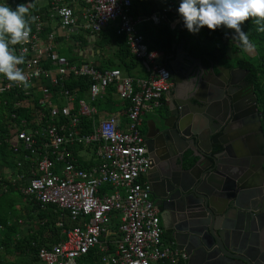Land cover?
<instances>
[{
	"label": "built area",
	"instance_id": "built-area-1",
	"mask_svg": "<svg viewBox=\"0 0 264 264\" xmlns=\"http://www.w3.org/2000/svg\"><path fill=\"white\" fill-rule=\"evenodd\" d=\"M76 1L74 8L66 0H48L59 25L69 32L90 33L115 27L144 74L70 61L57 50L55 33L42 14L31 15L37 19L30 24L28 42L14 46L25 57L19 67L30 86L10 84L0 76L1 103L13 108L6 140L20 156L5 177L21 181L28 200L41 208L55 205L74 222L62 228L61 239L40 245L35 256L40 264H185L184 252L163 238L149 195V156L139 131L142 114L169 85L162 52L149 47L139 26L163 24L174 34L185 28L178 1L149 14H132V0ZM70 76L85 80L83 97L63 84ZM108 94L114 104L117 98L124 102L121 111L97 107L98 99L111 104ZM56 225L63 227V221Z\"/></svg>",
	"mask_w": 264,
	"mask_h": 264
},
{
	"label": "flooded vegetation",
	"instance_id": "flooded-vegetation-1",
	"mask_svg": "<svg viewBox=\"0 0 264 264\" xmlns=\"http://www.w3.org/2000/svg\"><path fill=\"white\" fill-rule=\"evenodd\" d=\"M183 30L174 46L161 51L169 85L139 123L149 156V195L163 238L184 252L185 264H240L211 228L226 226L224 213L232 210L226 189L210 177H241L247 168L255 173L262 158L264 169V112L255 81L261 75L236 58L224 60L223 52L216 57L218 50L199 49Z\"/></svg>",
	"mask_w": 264,
	"mask_h": 264
},
{
	"label": "trees",
	"instance_id": "trees-1",
	"mask_svg": "<svg viewBox=\"0 0 264 264\" xmlns=\"http://www.w3.org/2000/svg\"><path fill=\"white\" fill-rule=\"evenodd\" d=\"M175 1H178L177 7H179L181 0H132V14H149L160 8V6ZM257 27L252 20H248L242 25V30L248 33L255 53L247 56L241 55L236 58L235 62L239 66L247 67L253 76L256 75V72L260 73L261 76L255 81L259 104L264 112V32L258 31ZM139 30L144 35L150 48H157L162 52L169 50L176 39L172 30L163 24L155 26L151 23H141ZM95 35V43L98 47L102 48V46L107 44L113 47L112 54L101 56L100 62L96 66L98 68L116 66L126 73L132 74V70L139 64V60L130 52L125 36L116 33L113 26L105 27L98 31V33H95ZM191 35L195 37V43L199 49L213 54H216L215 51L218 50L216 57L222 53L215 42L220 41L222 35L221 28L212 31L207 29V27H203L199 32L191 33ZM233 36L234 32L229 37L232 39ZM78 38L82 42V45L87 42L83 35L76 37V39ZM99 53L101 55L102 51ZM63 84L70 90L76 89L77 98L83 97L86 88L84 79L70 76L63 80ZM1 97L0 95V99ZM106 98L111 101V104L106 105L98 99L95 104L99 109H110L115 105L114 100H110L109 94ZM11 110L13 108L9 102L3 104L0 100V164L6 167H14L20 158L6 140L8 135L6 125L9 121V111ZM22 169L26 171L27 166L24 165ZM21 183V181L9 180L0 174V187H2V192L0 193V249L2 247L7 249V246L12 244L13 249L17 251L13 258L3 260L0 250V264H37L39 261L35 256L36 249L40 245H49L54 241H58L63 237V234H61L62 228L68 229L74 225V222L68 218L67 214L59 211L55 205L48 204L44 208H41L36 202L29 200L26 204L25 216L28 219L31 218L34 224L26 234L18 236L20 221L15 211L16 207L13 195L19 194L28 200L20 190ZM58 221H63V227L56 225Z\"/></svg>",
	"mask_w": 264,
	"mask_h": 264
},
{
	"label": "clouds",
	"instance_id": "clouds-1",
	"mask_svg": "<svg viewBox=\"0 0 264 264\" xmlns=\"http://www.w3.org/2000/svg\"><path fill=\"white\" fill-rule=\"evenodd\" d=\"M31 3L18 4L15 9L0 3V76L10 84L29 87L28 77L20 65L25 63L23 54L17 55L14 46L27 43L30 24L37 18L30 15ZM183 26L190 33L203 27L216 30L221 27L234 31L232 39L244 50L253 47L242 25L252 20L258 31L264 32V0H181L177 9Z\"/></svg>",
	"mask_w": 264,
	"mask_h": 264
},
{
	"label": "water",
	"instance_id": "water-1",
	"mask_svg": "<svg viewBox=\"0 0 264 264\" xmlns=\"http://www.w3.org/2000/svg\"><path fill=\"white\" fill-rule=\"evenodd\" d=\"M175 43H173L174 46ZM239 67L236 71H241ZM262 162L256 172L226 177L211 176L213 184L226 189V205L232 210L227 216L226 226L211 227L219 244L231 259L240 264H264V169ZM253 170V169H252ZM206 191V190H204ZM210 206V203H209ZM212 209V207H211ZM164 223V219L162 220ZM178 247V246H177Z\"/></svg>",
	"mask_w": 264,
	"mask_h": 264
},
{
	"label": "crops",
	"instance_id": "crops-1",
	"mask_svg": "<svg viewBox=\"0 0 264 264\" xmlns=\"http://www.w3.org/2000/svg\"><path fill=\"white\" fill-rule=\"evenodd\" d=\"M16 3L15 4H11L12 0H0V3H7L11 8L15 9V7L18 4L21 3H31L34 5L33 8L30 9V13L34 14L36 12H39L42 14L43 19L46 21L47 24V28H49L50 31H53L55 33V41H56V48L57 50L64 54L62 51L67 47L65 46H61L59 44V41L63 40V39H68V41L72 38L73 42V50L72 52L77 55L78 57H80V61H87L88 62V58L89 56H96L98 55V61L92 62L95 63L96 65L100 62L101 56L99 52L103 51L101 50V47H98L95 43L96 41V35L95 33H90L87 30H84L85 32H87L85 34V36L83 35V37L86 39V43L84 45H82V42L78 39L75 38L79 37V30L77 29L75 32L71 31L69 32V30H67L66 28H62L59 25V20L52 8V6L49 4L48 0H15ZM68 3H70L74 8L77 7V5L79 4L76 0H66ZM75 38V39H74ZM69 50V48H67ZM66 55V54H64ZM67 56V55H66ZM68 58V57H67ZM69 59V58H68ZM72 62H75L74 59H69ZM11 168L10 167H6V166H2L0 164V174L4 175V176H8L9 172H10ZM2 192V189L0 188V193ZM28 199V198H27ZM29 200L24 201L25 204H27ZM26 215V212L23 213V221L24 223H21V220L18 219L20 221V227L21 229L19 230V232H23V234L18 235V236H23L24 234L27 233V231L33 226L34 221L29 218ZM18 232V234H19Z\"/></svg>",
	"mask_w": 264,
	"mask_h": 264
},
{
	"label": "rangeland",
	"instance_id": "rangeland-1",
	"mask_svg": "<svg viewBox=\"0 0 264 264\" xmlns=\"http://www.w3.org/2000/svg\"><path fill=\"white\" fill-rule=\"evenodd\" d=\"M183 30V29H181ZM179 29H176L175 30V35L177 36L180 31ZM185 31H187L186 28H184ZM183 30V31H184ZM221 31H222V35L220 37V41H215L216 42V46L218 47L219 51L223 52L225 55L222 56V58L226 61H232L234 60L235 58L241 56V55H244V56H247V55H251V54H254L255 51H254V48L252 47L251 49L249 50H244L240 45L239 43L236 41V40H233L231 39L229 36L231 34H233V30H230V29H225L223 27H221ZM80 35H84L87 33L85 32L84 30H79L78 31ZM76 38V36H75ZM74 38V39H75ZM73 40L72 38L68 41V39H63L61 41H59V44L61 46H67L62 52L64 54L67 55L68 58L70 59H74L75 62H79L80 61V57H78L77 55H75L72 50H73ZM69 48V50L67 49ZM102 53L101 55L102 56H107V55H111L112 54V50H113V47L110 46L109 44L105 45V46H102L101 48ZM98 58L99 56L98 55H94V56H89L88 58V62H95V61H98ZM143 66L138 64L136 66V68H134L132 70V73L133 74H137V75H143L144 74V71H143ZM121 107H122V100L121 99H116V104L114 106H112V108L110 109H106L104 108L105 110H110V111H113V110H116V111H121ZM119 116L122 118V121H124V117L122 115V112H120ZM87 156V155H85ZM9 174V173H8ZM14 172H12L10 175L11 176H14ZM2 189V187H0ZM25 197L24 196H21L19 194H14L13 195V200H14V204H15V211L18 215V218L21 220V223H24L23 221V213L26 212V209H27V205L24 203L25 201ZM1 229V228H0ZM21 229V227L19 226V230ZM23 234V232H19L18 235H21ZM13 245L10 244V246H7V249H4L3 247L0 249L1 250V254H2V259H11L13 258L17 251H15L12 247ZM39 264V262L37 263Z\"/></svg>",
	"mask_w": 264,
	"mask_h": 264
}]
</instances>
